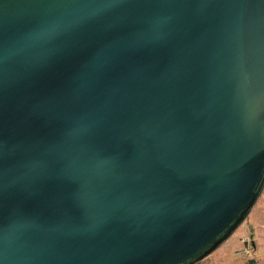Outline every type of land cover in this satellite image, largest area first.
<instances>
[{
	"label": "water",
	"instance_id": "1",
	"mask_svg": "<svg viewBox=\"0 0 264 264\" xmlns=\"http://www.w3.org/2000/svg\"><path fill=\"white\" fill-rule=\"evenodd\" d=\"M264 184V0H0V264H192Z\"/></svg>",
	"mask_w": 264,
	"mask_h": 264
},
{
	"label": "crops",
	"instance_id": "2",
	"mask_svg": "<svg viewBox=\"0 0 264 264\" xmlns=\"http://www.w3.org/2000/svg\"><path fill=\"white\" fill-rule=\"evenodd\" d=\"M241 232L236 233L232 237H228L220 249L212 253L210 264H218L229 249L242 247L247 239L248 251L246 255L252 260L254 264H264V199L255 210V214L247 221L245 225L241 226ZM236 249V250H237ZM239 254V253H238ZM244 255V254H243Z\"/></svg>",
	"mask_w": 264,
	"mask_h": 264
},
{
	"label": "rangeland",
	"instance_id": "3",
	"mask_svg": "<svg viewBox=\"0 0 264 264\" xmlns=\"http://www.w3.org/2000/svg\"><path fill=\"white\" fill-rule=\"evenodd\" d=\"M263 199H264V184L256 200L254 201L248 212L241 219V221L236 225V227L226 236L225 239H223L211 251H209L206 255H204L202 258H200L199 260L195 261L192 264H210L212 259V257L210 256L212 255V253L218 251L217 249H220V245L225 243L228 237L230 238L236 233L241 232L242 229L241 226L245 225L247 221L255 214V210L258 208L259 204L263 201ZM236 249H237L236 247L229 249L226 255L224 256V258L220 262H218V264H254L252 260L249 259V257L246 255V253L244 255L241 253L238 254L236 253Z\"/></svg>",
	"mask_w": 264,
	"mask_h": 264
},
{
	"label": "built area",
	"instance_id": "4",
	"mask_svg": "<svg viewBox=\"0 0 264 264\" xmlns=\"http://www.w3.org/2000/svg\"><path fill=\"white\" fill-rule=\"evenodd\" d=\"M246 242L242 245V247H240L239 249L236 250V253H241V254H245L248 251V241L247 239H244L243 242Z\"/></svg>",
	"mask_w": 264,
	"mask_h": 264
}]
</instances>
